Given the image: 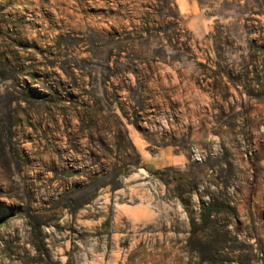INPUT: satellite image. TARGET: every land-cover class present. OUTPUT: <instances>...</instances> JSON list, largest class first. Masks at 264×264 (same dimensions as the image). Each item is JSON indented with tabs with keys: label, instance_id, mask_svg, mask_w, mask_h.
<instances>
[{
	"label": "rangeland",
	"instance_id": "rangeland-1",
	"mask_svg": "<svg viewBox=\"0 0 264 264\" xmlns=\"http://www.w3.org/2000/svg\"><path fill=\"white\" fill-rule=\"evenodd\" d=\"M194 2L0 0V264H264V0Z\"/></svg>",
	"mask_w": 264,
	"mask_h": 264
},
{
	"label": "crops",
	"instance_id": "crops-1",
	"mask_svg": "<svg viewBox=\"0 0 264 264\" xmlns=\"http://www.w3.org/2000/svg\"><path fill=\"white\" fill-rule=\"evenodd\" d=\"M175 3L185 18H193L199 13L198 4L194 0H175Z\"/></svg>",
	"mask_w": 264,
	"mask_h": 264
}]
</instances>
